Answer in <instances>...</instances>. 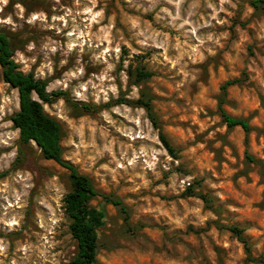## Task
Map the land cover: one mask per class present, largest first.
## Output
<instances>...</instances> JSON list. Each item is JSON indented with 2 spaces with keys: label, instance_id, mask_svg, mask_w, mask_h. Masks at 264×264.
<instances>
[{
  "label": "rangeland",
  "instance_id": "obj_1",
  "mask_svg": "<svg viewBox=\"0 0 264 264\" xmlns=\"http://www.w3.org/2000/svg\"><path fill=\"white\" fill-rule=\"evenodd\" d=\"M253 1L0 0L21 69L66 92L44 103L64 158L128 209L91 200L106 213L97 264H264V4ZM131 66L154 74L131 84ZM142 90L176 157L145 108L119 102ZM19 107L0 65V264H68L69 171L20 142Z\"/></svg>",
  "mask_w": 264,
  "mask_h": 264
},
{
  "label": "trees",
  "instance_id": "obj_2",
  "mask_svg": "<svg viewBox=\"0 0 264 264\" xmlns=\"http://www.w3.org/2000/svg\"><path fill=\"white\" fill-rule=\"evenodd\" d=\"M253 4L259 6L264 4V0H254ZM14 42L12 35L0 30L2 77L6 83L12 88H16L19 93L20 107L11 119L14 126L20 130V142L22 144L28 145L35 142L45 159L54 160L69 171L71 189L66 194L64 201L65 212L70 219L69 230L76 241V253L68 264H97V255L100 249L99 228L105 224L106 213L102 208L91 205V200L98 195H102L105 201L118 206L126 214V219H128V209L121 199L113 195L103 194L96 189L88 175L80 172L74 163L64 158L61 123L45 111L44 103H53L57 99L65 97L66 92L63 90L49 91V80L36 77L32 71L24 72L14 58ZM153 74L145 66H131L128 69L130 82L135 85H140ZM236 81H227L223 88L225 89ZM152 99V95L147 90H142L141 96L137 100L120 98L119 102L145 108L153 125L160 129L162 143L169 153L176 157V149L162 132L161 123L154 110ZM77 106L79 105L77 104ZM81 107L85 111L93 110L90 104H82ZM221 113L230 128L241 126L246 134H249L252 128L247 118L232 116L223 108H221ZM248 158L251 161L255 160L252 156H248ZM187 189L188 195H199L205 200L208 207H213L212 199L207 195L195 192L194 184H190ZM227 228L244 242L246 250L250 252V246L244 236L245 229L237 225L228 226ZM262 261L264 263V260Z\"/></svg>",
  "mask_w": 264,
  "mask_h": 264
},
{
  "label": "bare ground",
  "instance_id": "obj_3",
  "mask_svg": "<svg viewBox=\"0 0 264 264\" xmlns=\"http://www.w3.org/2000/svg\"><path fill=\"white\" fill-rule=\"evenodd\" d=\"M37 17V16H36Z\"/></svg>",
  "mask_w": 264,
  "mask_h": 264
}]
</instances>
